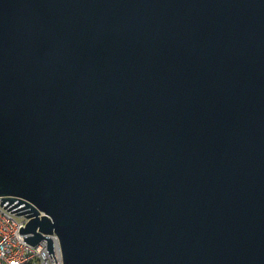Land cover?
I'll return each instance as SVG.
<instances>
[{"label":"water","instance_id":"obj_1","mask_svg":"<svg viewBox=\"0 0 264 264\" xmlns=\"http://www.w3.org/2000/svg\"><path fill=\"white\" fill-rule=\"evenodd\" d=\"M0 206L64 264H264V0H0Z\"/></svg>","mask_w":264,"mask_h":264},{"label":"built area","instance_id":"obj_2","mask_svg":"<svg viewBox=\"0 0 264 264\" xmlns=\"http://www.w3.org/2000/svg\"><path fill=\"white\" fill-rule=\"evenodd\" d=\"M27 222L24 216L0 206V264H64L56 234L45 235L52 240L56 262L47 251L46 239L35 246L23 241L28 235L19 233V228Z\"/></svg>","mask_w":264,"mask_h":264}]
</instances>
